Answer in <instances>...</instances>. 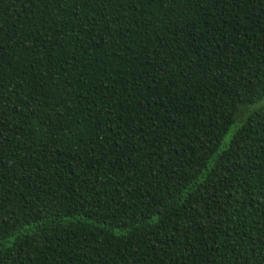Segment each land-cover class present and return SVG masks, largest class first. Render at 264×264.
<instances>
[{
	"label": "trees",
	"instance_id": "trees-1",
	"mask_svg": "<svg viewBox=\"0 0 264 264\" xmlns=\"http://www.w3.org/2000/svg\"><path fill=\"white\" fill-rule=\"evenodd\" d=\"M120 3L0 0V121L5 159L20 164L0 208L31 221L0 264H244L264 196L238 183L237 152L247 141L264 161V110L229 121L264 93V3Z\"/></svg>",
	"mask_w": 264,
	"mask_h": 264
},
{
	"label": "snow or ice",
	"instance_id": "snow-or-ice-1",
	"mask_svg": "<svg viewBox=\"0 0 264 264\" xmlns=\"http://www.w3.org/2000/svg\"><path fill=\"white\" fill-rule=\"evenodd\" d=\"M49 2V0H45V3ZM52 3H55L56 0H51ZM72 3H77L78 6H82L84 9L90 8L94 4H100L105 11L107 10V3L110 2V0H70ZM173 0H169V3H172ZM132 3L135 5V9L138 11L142 7L146 6H152L156 4H162L163 0H132ZM262 3H264V0H262ZM124 6V0H121V3L119 4V7ZM77 8H73V12H76ZM260 31L264 32V24L260 25ZM3 40V31L2 26H0V41ZM6 47V45L0 43V48ZM260 55L264 56V44H261V50ZM2 59V57H0ZM3 87L0 86V100L3 98ZM256 97L258 98L257 101L249 100L245 101L243 97H241V104L243 105V108L238 110V114H233L232 120L229 121V123H240L244 124L245 120L247 119V116L251 113L248 110L249 104H256L257 102L262 106L261 109L257 110H264V93L260 92L259 90L255 93ZM3 111V105L0 104V114H2ZM27 111V109H26ZM7 124V121H0V190L3 188H6L7 185L4 184V180L6 177V174L8 173H14L15 168L20 167V164L17 163L15 166H13V163L11 161H8L5 159V143H6V129L5 126ZM154 128V124L152 125ZM223 131L226 133L228 131L227 127L223 129ZM128 133L126 132L125 135ZM228 141L230 144L235 142V133L232 137L228 138ZM261 153H264V140H262L261 144L259 145ZM134 149L129 148L128 151H133ZM227 150V149H226ZM208 151H212L211 148L208 149ZM237 160L236 164L240 165V168L238 171H241L244 173V175L239 177L238 183L240 184H249L251 181L252 184L256 185V187H251L252 192H258L261 196H264V161H261L260 156L256 154L250 143L247 141L244 142L239 146V151L237 152ZM191 163V162H190ZM215 167V165H213ZM200 171L199 164L195 165V170L191 174V180L193 182L203 184L204 181H200L197 179L198 173ZM207 178V177H206ZM221 179L224 180H236V176L229 170H226L224 172V175L221 177ZM177 187L182 188L183 182L179 183ZM232 187H235V184L232 185ZM215 191V189H213ZM171 195V193H169ZM179 195V194H178ZM202 200H205L206 204H211V200L205 199L203 196H201ZM237 203L239 201L237 200ZM52 205H49V210H51ZM60 209H65L67 211L68 215L73 214V210L71 208H68L67 205H65L63 202H60L59 205L56 207V211H60ZM40 212H42L45 216L48 214L44 209H40ZM14 215V214H11ZM11 215H5L3 212V209L0 208V251H3L5 247L11 248L12 244L8 243V239H12L13 241L18 242V238H23L22 233L25 235H28V233H25V224H31V221L28 220L27 217L24 218L23 221H20L19 218L16 220L11 219ZM197 216H200L199 213H196ZM228 219H232L231 213H228ZM247 217L244 216L243 219H246ZM192 217L189 216L188 220H191ZM207 219L211 220L212 224H215L217 229H219L222 226V218L221 222H218L216 219H212L211 214L207 217ZM145 220L148 222H154L156 224H160L161 220H152L151 212L145 214ZM128 223H132L131 221H128L121 226L127 228V233L132 232V228L127 227ZM32 228H35V225H31ZM136 228H140V223L137 222L134 224ZM237 229H232V231H236ZM179 231V230H178ZM224 231H229L227 227L224 228ZM126 233V234H127ZM153 245H156L157 242L155 240L152 241ZM240 243L244 244L246 243L248 246L245 249V252L240 253V256L244 260V264H264V218L260 220V222L256 225H254L253 229L249 231V238L247 241H241ZM237 244L236 241H233V247H235ZM177 248H179V244L176 245ZM19 251H23V248H19ZM154 251L161 252L165 251V247L163 242H160L159 247L153 249ZM189 248H185V252H188ZM168 255H173L171 251L167 252ZM192 255H195V252L193 251L191 253ZM174 258V256H173ZM162 259V258H161ZM215 259V257H213ZM141 264H147L146 261H142Z\"/></svg>",
	"mask_w": 264,
	"mask_h": 264
},
{
	"label": "rangeland",
	"instance_id": "rangeland-1",
	"mask_svg": "<svg viewBox=\"0 0 264 264\" xmlns=\"http://www.w3.org/2000/svg\"><path fill=\"white\" fill-rule=\"evenodd\" d=\"M259 105H260L259 103H256V104L254 105V107H257V106H259ZM234 128H235V126H234V127L232 128V130L230 131V133H229V135L227 136L226 140H228V138L232 135Z\"/></svg>",
	"mask_w": 264,
	"mask_h": 264
}]
</instances>
